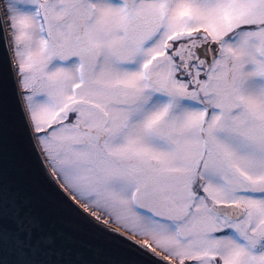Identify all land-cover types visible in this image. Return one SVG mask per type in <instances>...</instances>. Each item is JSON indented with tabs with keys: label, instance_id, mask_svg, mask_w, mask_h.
<instances>
[{
	"label": "snow or ice",
	"instance_id": "obj_1",
	"mask_svg": "<svg viewBox=\"0 0 264 264\" xmlns=\"http://www.w3.org/2000/svg\"><path fill=\"white\" fill-rule=\"evenodd\" d=\"M0 264H264V0H0Z\"/></svg>",
	"mask_w": 264,
	"mask_h": 264
},
{
	"label": "rangeland",
	"instance_id": "obj_2",
	"mask_svg": "<svg viewBox=\"0 0 264 264\" xmlns=\"http://www.w3.org/2000/svg\"><path fill=\"white\" fill-rule=\"evenodd\" d=\"M83 203V201H81ZM115 226L119 227L120 229H122L123 231L131 234V235H135L134 233L132 232H129L126 228L122 227L120 224H117V223H113ZM136 238L138 239H141L142 241H144L145 239H147V237H142V236H135ZM159 251V249H157Z\"/></svg>",
	"mask_w": 264,
	"mask_h": 264
},
{
	"label": "water",
	"instance_id": "obj_3",
	"mask_svg": "<svg viewBox=\"0 0 264 264\" xmlns=\"http://www.w3.org/2000/svg\"><path fill=\"white\" fill-rule=\"evenodd\" d=\"M82 203V202H81ZM111 227H113V228H117V229H119L120 231H122V232H125V231H123L122 229H120L119 227H117V226H115L113 223H112V225H111ZM127 235H131V234H129V233H127V232H125ZM136 238V237H135ZM137 240H140L141 242H143L141 239H138V238H136Z\"/></svg>",
	"mask_w": 264,
	"mask_h": 264
}]
</instances>
